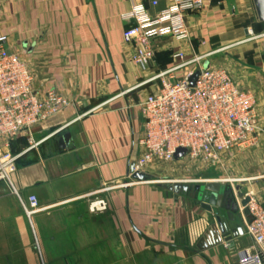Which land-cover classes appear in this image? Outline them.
I'll return each mask as SVG.
<instances>
[{"label": "crops", "instance_id": "crops-1", "mask_svg": "<svg viewBox=\"0 0 264 264\" xmlns=\"http://www.w3.org/2000/svg\"><path fill=\"white\" fill-rule=\"evenodd\" d=\"M171 1L0 0V35H9V52L28 65L36 92L54 89L72 101L35 126L31 140L0 138V147L20 154L14 187L39 202L28 215L0 181V264H238L252 246L242 210L243 234L221 238L196 184L188 193L149 180L125 185L144 132L141 105L160 87L140 83L176 63L177 52H206L224 26L225 0H212L187 17L188 39L156 37L154 66H136L134 45L123 39L132 25L124 15L142 5L154 16ZM228 186L237 195V186ZM100 200L106 209L91 211Z\"/></svg>", "mask_w": 264, "mask_h": 264}, {"label": "built area", "instance_id": "built-area-1", "mask_svg": "<svg viewBox=\"0 0 264 264\" xmlns=\"http://www.w3.org/2000/svg\"><path fill=\"white\" fill-rule=\"evenodd\" d=\"M211 2L172 0L154 16L142 5L133 6L124 15L132 25L123 34L124 41L134 45L133 63L151 69L155 63L151 41L167 35L188 39L187 17L201 12ZM252 34L251 29L248 30V37ZM8 41L9 35H0V138L26 136L31 140L35 126L60 113L72 101L54 89L42 95L36 92L28 65L18 54L9 52ZM226 48L229 46L203 53L193 51L189 58L177 52L176 63L140 83L159 82L160 87L141 105L144 132L138 140L139 153L131 163L125 185L141 182L133 178L134 173L150 175L151 169L164 163L187 159L216 163L225 152L252 148L259 143L261 113L255 93L241 86L228 69L214 67L210 61L211 56ZM197 71L199 75L192 86L190 79ZM180 148L185 149L186 154L175 160ZM19 157L20 154L12 153L9 144L0 147V181L17 195L30 215L39 210L37 197L29 195L24 200L11 179ZM245 195L250 197L248 209L252 217L250 221L245 219V230L252 246L239 254L237 263L264 264V203L257 200L253 192ZM90 208L103 211L106 203L96 201Z\"/></svg>", "mask_w": 264, "mask_h": 264}, {"label": "rangeland", "instance_id": "rangeland-1", "mask_svg": "<svg viewBox=\"0 0 264 264\" xmlns=\"http://www.w3.org/2000/svg\"><path fill=\"white\" fill-rule=\"evenodd\" d=\"M219 8L223 12L220 19L224 20L221 22L224 26L209 38L205 49L229 48L210 57L212 66L225 67L241 86L253 90L259 111L264 110V37H260L264 34V22L259 21L253 0H225ZM245 28L251 29L253 34L248 37ZM259 129L260 140L255 147L225 152L216 163L191 159L164 163L150 170L149 181L183 180L192 186L207 180H220L226 185L239 186L243 193L253 192L254 197L264 203V112Z\"/></svg>", "mask_w": 264, "mask_h": 264}, {"label": "water", "instance_id": "water-1", "mask_svg": "<svg viewBox=\"0 0 264 264\" xmlns=\"http://www.w3.org/2000/svg\"><path fill=\"white\" fill-rule=\"evenodd\" d=\"M254 8L259 21L264 22V0H253ZM207 66V64H206ZM199 75L197 71L190 79L191 85H195V81ZM70 134H64L60 143L63 145L69 141ZM186 154V150L180 148L175 153V160L182 159ZM133 178L139 181H147L151 178L143 172H136ZM159 185L164 189L173 191L175 193H188L192 186L186 182H159ZM194 191L199 192L197 199L200 205L212 213L218 227V233L222 239L231 242L233 237L243 234V225L238 220L239 213L245 216L247 221L252 219L248 209L250 197L245 195L238 186L234 194L231 187L221 183L219 180H209L204 183H197L194 186ZM241 199L240 201L237 199Z\"/></svg>", "mask_w": 264, "mask_h": 264}, {"label": "flooded vegetation", "instance_id": "flooded-vegetation-1", "mask_svg": "<svg viewBox=\"0 0 264 264\" xmlns=\"http://www.w3.org/2000/svg\"><path fill=\"white\" fill-rule=\"evenodd\" d=\"M195 186V185H194ZM194 186H193V189H194ZM193 191V190H192ZM197 194H196V197L199 195V192L195 191ZM198 200V199H197Z\"/></svg>", "mask_w": 264, "mask_h": 264}]
</instances>
